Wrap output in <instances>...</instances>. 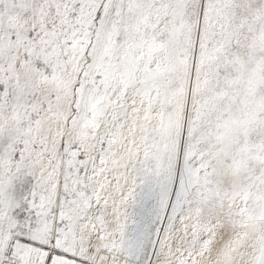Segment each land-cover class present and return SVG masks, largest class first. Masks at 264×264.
Segmentation results:
<instances>
[{
	"label": "snow or ice",
	"instance_id": "snow-or-ice-1",
	"mask_svg": "<svg viewBox=\"0 0 264 264\" xmlns=\"http://www.w3.org/2000/svg\"><path fill=\"white\" fill-rule=\"evenodd\" d=\"M0 264H264V0H0Z\"/></svg>",
	"mask_w": 264,
	"mask_h": 264
}]
</instances>
